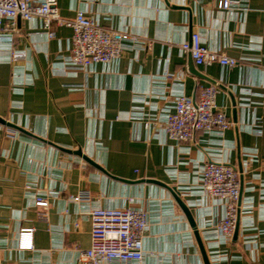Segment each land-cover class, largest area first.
<instances>
[{"label":"crops","instance_id":"obj_1","mask_svg":"<svg viewBox=\"0 0 264 264\" xmlns=\"http://www.w3.org/2000/svg\"><path fill=\"white\" fill-rule=\"evenodd\" d=\"M219 1L57 0L62 18L83 11L144 38L127 41L115 62L84 69L70 62V27L53 21L49 37L40 19L1 20L0 264H82L96 207L147 212L144 259L129 264H207L196 232L209 264H264V0L229 10ZM195 32L239 64H196L181 48ZM15 51L25 56L13 59ZM216 82L231 127L190 142L169 138L175 97H197ZM209 161L239 172L241 210L230 238L217 229L223 200L200 186ZM81 192L91 199L75 201ZM38 196L49 201L46 219ZM28 228L31 249L19 245Z\"/></svg>","mask_w":264,"mask_h":264},{"label":"built area","instance_id":"obj_2","mask_svg":"<svg viewBox=\"0 0 264 264\" xmlns=\"http://www.w3.org/2000/svg\"><path fill=\"white\" fill-rule=\"evenodd\" d=\"M57 0H0V22L6 18L15 24L17 18L40 19L49 37L53 21L73 30L70 62L77 68H87L98 63H112L118 60L127 41L143 44L144 38L126 31L106 27L94 17L78 11L73 19L62 18ZM242 0H220L218 8L229 10L240 7ZM183 52L189 53L196 64L209 66H236L239 60L212 50L204 45L198 32L181 44ZM24 52H13V59L23 58ZM219 83L200 86L197 97L181 94L174 99V110L167 115L164 127L167 135L177 142H190L199 132H225L232 125L226 113L217 104ZM200 186L204 194L220 198L224 202L225 214L218 231L230 238L237 228L241 210V183L237 169L226 162L209 161L201 171ZM88 192L74 196L75 201H88ZM41 208L40 216L47 218L49 201L41 196L35 200ZM88 214L92 222L91 245L82 250L79 261L82 264H129L144 259V237L149 227L147 212L142 208L96 207ZM20 247H33V228L21 231Z\"/></svg>","mask_w":264,"mask_h":264},{"label":"water","instance_id":"obj_3","mask_svg":"<svg viewBox=\"0 0 264 264\" xmlns=\"http://www.w3.org/2000/svg\"><path fill=\"white\" fill-rule=\"evenodd\" d=\"M81 153H82L81 151H78V154H81ZM84 158H85L87 161H89V162H91V163H93V164L96 165V163L93 162V161H92L87 155H84ZM176 198H177L179 204L181 205L183 211L185 212V214H186L187 217L189 218L190 222H191L193 225H195L194 218H193V216H192V213H191L190 209L186 206L185 202H184L182 199H180L179 194H177V193H176ZM237 230H238V224H237L236 231H237ZM196 234H197L198 241H199V244H200V247H201L202 253H203V255H204L205 261H206L207 264H209V262H208V256H207V254H206V251H205L204 245H203V243H202V241H201V238H200L198 232H196Z\"/></svg>","mask_w":264,"mask_h":264}]
</instances>
